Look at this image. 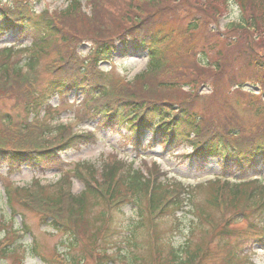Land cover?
Listing matches in <instances>:
<instances>
[{"label":"trees","instance_id":"16d2710c","mask_svg":"<svg viewBox=\"0 0 264 264\" xmlns=\"http://www.w3.org/2000/svg\"><path fill=\"white\" fill-rule=\"evenodd\" d=\"M5 1H9L11 6L0 4V38L9 33L15 37H31L32 42L27 49L17 50L27 53L25 68L13 60L9 62V58L17 52L11 49L1 52L5 59L0 61V95L7 99L14 98L18 104L30 99L28 109L44 107L50 111V107L47 104L42 106L44 101L37 98V66L39 60L48 53L50 44L56 43L58 39V43L68 46V50L64 58L45 66V72L52 77L47 87L49 96L62 97L74 93L82 97L81 104L88 105L93 110L92 117L97 118L94 128L118 132L124 143H129L135 152L153 146L171 152L188 147L191 153L186 157L198 170L205 171L215 161L219 171L216 178L209 181L210 195L205 203L219 214L216 219L203 208L195 209L190 190L180 182L166 179L163 173L155 169V163L147 166L142 162L143 172L142 169L134 168L135 161L112 160L98 171L91 165H80L71 172L62 171L52 185L44 186L34 180L31 186L21 190L16 201L41 216L42 224L47 223L54 233L68 242L69 247L80 245L96 264H110L109 250L112 247L119 250L122 242L143 251L140 257L135 256L141 263L200 264L208 252L206 246L191 242L195 230L204 233L202 228L206 225L207 232L211 236L219 234L221 241L226 236L235 235L232 230L235 222L248 221L250 229L259 230L251 220H255L258 225L264 224V182L259 176L264 172V144L255 145L227 134L222 137L213 134L205 138L204 132L189 121L190 116L182 108L138 95L134 83L144 84L147 78L158 81L174 73L160 55L158 47L164 41L159 40L153 30L145 27L142 19L131 18L119 33H113L111 26L94 25L92 37L79 38L68 36L64 26L73 20L85 18L79 1L69 0L67 7L57 16L42 14L37 18L21 0ZM161 1L141 2L155 6ZM235 1L243 15L241 25L235 27L241 32L257 33L256 23H264V0H256L251 9L245 4L251 0ZM106 2L87 0L86 7L91 16H95ZM103 32L107 35L101 36ZM81 42L91 43V49L85 56L76 51ZM117 43L122 47L130 44L148 56L146 70L130 83L120 80L108 83V75L99 70L100 63L110 60ZM231 46L235 47L236 43L232 42ZM252 65L258 68L257 61ZM13 127H6L0 135V164H7L11 170L25 164L42 173L39 166L44 161L58 165L59 152L75 150L95 141L91 133L73 132L64 124L53 126V131L46 137L43 125L31 127L25 122L17 130ZM120 128L125 130L124 134ZM147 137H150L149 143L143 145L142 140ZM228 139H232V142H226ZM242 147H247V150L241 152ZM140 159L144 160L142 157ZM71 178L77 179L83 186L77 196L71 193ZM13 192L16 193L17 188L6 190L9 202L14 199ZM186 202L191 205L193 215L198 220L193 224L186 245L179 249L171 245L163 247L159 227L164 224L165 218L174 220ZM125 206L133 208L136 214L128 216L122 211ZM114 214L125 216L129 223L126 228H121V232L116 228ZM3 228L0 222V230ZM22 228L24 232L27 231L24 224ZM143 238L147 244L145 248ZM260 240H264V235ZM10 245L8 242L0 247V259L15 257L17 250H11ZM230 258L226 264H233L235 254L230 255ZM61 262L77 263L74 259L69 263L61 259Z\"/></svg>","mask_w":264,"mask_h":264},{"label":"rangeland","instance_id":"374dc122","mask_svg":"<svg viewBox=\"0 0 264 264\" xmlns=\"http://www.w3.org/2000/svg\"><path fill=\"white\" fill-rule=\"evenodd\" d=\"M21 1L27 3L35 18L42 13L57 16L69 2ZM141 1L107 0L95 16H91L85 7V18L66 23V33L68 36L79 38L92 37L94 25L111 26L113 33H119L121 27L131 18L142 19L144 26L153 30L154 34L157 33L159 40L164 41L158 47L160 55L174 73L163 76L158 81L147 78L144 84L134 83L138 95L182 108L190 116L189 121L197 124L200 131L204 132L205 138L213 134L217 137L227 134L238 137L239 140H248L255 145L264 144V23H256L257 33L241 32L235 26L241 25L242 9L235 0H163L155 6H148ZM257 1L251 0L245 4L251 9ZM80 2L84 4L85 0ZM0 4L11 6V3L5 0H0ZM102 35L107 33L103 32ZM55 42L50 44L48 53L38 64L40 92L48 86L51 78L45 73L44 67L52 61L64 58L68 50V46L58 43V39ZM232 42L236 43L235 47H229ZM13 43V35L6 34L5 38L0 39V50ZM16 44L28 48L30 39H21ZM90 46L91 43L81 42L76 51L85 55ZM1 58L4 56L0 53ZM12 58L25 68L24 63L28 58L26 52L18 51L10 57ZM146 61V54L141 51L134 50L130 45L124 49L117 45L110 61L104 62L100 69L108 75V83L113 80L130 83L136 75L145 70ZM254 61L258 62V68L252 65ZM51 98L46 99L50 106V111H47L43 107L28 109L30 99L18 104L14 98L7 99L0 95V135L10 123L16 125L13 129L17 130V125L27 121L31 127L43 125L45 137L53 131V126L66 124L73 132H93L95 141L60 153L58 165L44 161L39 166L44 174L36 173L25 165L15 167L11 171L6 164H0V220L5 225V230L0 231V247L9 242L11 249L17 250L15 257L1 258L0 264H20L22 256V264H63L62 258L66 259L67 263L74 259L76 264H96L80 245L67 247L68 242L65 239L55 235L49 227L42 226L36 213L16 201L20 189L29 186L33 179L53 184L59 179L62 171L71 172L80 165H92L97 170L112 160H135V167L138 166L145 172L142 162L151 166L155 161V169L163 173L166 179L180 182L190 190L195 209L203 208L215 219L219 216L205 204L210 195L209 181L218 174L216 163H210L205 171L198 170L185 158L190 153L187 148H178L171 152L153 146L135 152L130 144L123 142L118 132H94L97 118L92 117L88 105L80 104L81 97L71 94ZM120 129L124 134V129ZM190 135L192 137L191 132ZM148 140L149 137L143 139L142 144L146 145ZM226 142H232V139ZM246 150L247 147L240 149L241 152ZM259 176L264 182V172ZM70 183L72 193L79 194L82 184L74 178H71ZM16 187L20 189L12 193L15 200L8 203L6 190ZM182 210L174 220L165 218L164 224L161 223L159 228L163 247L171 245L174 249H179L186 245L197 219L188 202ZM122 211L128 216L136 214L134 209L128 206L123 207ZM22 218L28 232H18L22 229ZM114 222L120 232L121 228H126L129 224L125 216L118 214H114ZM251 222L259 230L250 229L248 221L235 222L232 227L235 235L226 236L223 241L220 240L219 234L211 236L206 225L202 228L204 233L199 229L195 230L193 238L190 237L191 242L206 246L208 252L200 264H226L231 260L230 255L233 253L236 256L232 260L233 264H264V240H259L264 235V224L258 225L255 220ZM143 244L145 248V238ZM120 247L119 250L116 247L109 250L110 264H145L135 257L141 256L143 251L140 248L129 247L125 242H122ZM32 248L36 250L35 253Z\"/></svg>","mask_w":264,"mask_h":264}]
</instances>
